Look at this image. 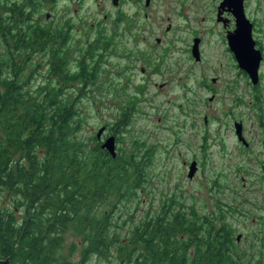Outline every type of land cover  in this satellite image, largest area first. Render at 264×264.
<instances>
[{
	"label": "trees",
	"instance_id": "trees-1",
	"mask_svg": "<svg viewBox=\"0 0 264 264\" xmlns=\"http://www.w3.org/2000/svg\"><path fill=\"white\" fill-rule=\"evenodd\" d=\"M57 2L0 0V260L264 264L262 249L256 259L237 242L236 204L218 196L203 208L177 191L154 204L158 144L124 143L134 104L107 125L122 142L116 155L97 134L82 135L81 100L105 88L111 36H86L74 60L75 26L44 13ZM42 70L47 78L35 85Z\"/></svg>",
	"mask_w": 264,
	"mask_h": 264
},
{
	"label": "rangeland",
	"instance_id": "rangeland-1",
	"mask_svg": "<svg viewBox=\"0 0 264 264\" xmlns=\"http://www.w3.org/2000/svg\"><path fill=\"white\" fill-rule=\"evenodd\" d=\"M112 1L58 0L56 7L50 8L48 5L44 10V13H51L50 18L54 15L58 20L67 19L75 26L71 44L73 59L76 61L79 56L78 45H82L87 37L93 38L99 31L111 36L109 61L99 83H103L105 88L93 90L81 100L80 106L84 108L86 122L82 135H96L102 125L112 126L121 110L134 104L135 113L125 133L124 143L127 145L134 137H143L148 142L158 144L155 168L159 174L152 186L155 188L154 204L156 205L165 194L175 191L183 193L187 203L196 200L203 208H213V204L218 202V196L224 202H232L241 210L234 218L238 233H242L239 242L253 252L256 259L262 249L264 258V225H259L258 220L259 216H264V182L256 176L257 166L253 158L250 159L260 147L256 145L254 151L238 155L233 152L234 139L230 131L224 130V138L227 136L228 141L225 151L221 154L215 152L211 144L203 148L201 145L204 127H201V123H197L193 135L187 138L181 136V146L176 141L178 105H186L183 89L176 81L186 80L185 75L191 73L192 64L186 50L187 36L193 26L214 24L216 0H151L148 5L146 0H119L118 4ZM121 11L127 16H123ZM201 16H205V20H201ZM89 25H92L94 30H90ZM167 27H170L171 32L165 34ZM157 37L161 38V42L157 41ZM141 67H147V74L141 71ZM42 72L33 79L35 85L47 78L46 72ZM110 76L114 79L112 89L110 83L108 84ZM164 81H169L168 85L159 89L157 84ZM240 83L235 90V93L243 97L240 98L243 102L240 106L236 104L235 94L225 88L223 92L221 83L218 86L220 90L217 92V98L210 105L204 104L209 94L198 90L195 100L198 118L201 117L200 109H213L210 113H214L216 109H236L246 118V125L253 130L250 135L256 140V129L251 125L256 119L253 109L249 106L253 91L245 82ZM262 95L264 109V85ZM223 114L224 112H221V115ZM216 125L217 121L213 120L207 126L211 135L219 124ZM109 130L110 128L106 130V135L111 132ZM119 142L116 146L122 144ZM179 151L187 155L197 153L201 158V168L191 179L188 177V168L183 166L178 156ZM238 165L242 170L236 175L234 170ZM220 170L226 171L228 175V188L222 193L212 191V183L219 178L217 173ZM147 198L149 200L151 196ZM146 205H149L148 202ZM76 259L77 256L72 264H76ZM88 264L114 262L94 257Z\"/></svg>",
	"mask_w": 264,
	"mask_h": 264
},
{
	"label": "flooded vegetation",
	"instance_id": "flooded-vegetation-1",
	"mask_svg": "<svg viewBox=\"0 0 264 264\" xmlns=\"http://www.w3.org/2000/svg\"><path fill=\"white\" fill-rule=\"evenodd\" d=\"M151 1V0H150ZM224 0H216L215 11L213 14V25L193 26L187 36V54L189 56L190 74H187L186 80L177 79L183 95L185 97L186 105L180 103L178 105V121H177V139L178 145L181 146V136L187 138L193 135L197 123H201L204 127L202 138V147H207L208 144L213 145V151L220 152L226 150L228 143L227 136L224 138V130L230 131L234 150L238 155H243L247 151H254V147L258 145L260 148L255 151L253 158L255 166H257V177L261 182H264V109L263 104V85H264V0H241L242 9L244 12L245 23L242 26L237 25V18L234 12V7L229 4H223ZM150 3V2H149ZM146 5H148L146 3ZM147 16V13H146ZM205 16H201V20H205ZM167 27L168 34L171 32ZM167 40L166 37H163ZM161 42V38H156ZM248 50L253 55V64L257 63V77L256 82L252 81V77L248 74V70L243 68L238 61V50ZM141 71L147 74V67H141ZM182 78V77H181ZM245 82L246 86L251 87L253 97L249 106L253 109L255 121L251 124L253 129H256L257 139L253 140L250 132L253 130L248 128L246 118L238 113L236 109H216L214 113H210L213 109H200L201 114L198 118V108L196 105V95L198 90L208 95V100L204 104H211L217 98L219 92V84L236 95V104L240 106V98L242 95L235 93L237 86ZM169 81H164L162 84H157L159 89L165 88ZM226 85V86H225ZM221 112H224L221 115ZM210 113V114H209ZM216 120L218 127L214 129L212 135L208 131L210 121ZM216 125V126H217ZM106 130H108L107 125ZM101 126V127H102ZM102 134L99 141L102 143L108 136H115V143L117 142V135L114 132ZM253 134V132L251 133ZM242 136L243 139L240 137ZM100 143V144H101ZM117 145V143H116ZM178 156L186 168H190L193 162L201 168V158L197 153L183 154L182 151L177 152ZM242 167L237 166L234 173L237 175L241 173ZM195 173V175H196ZM219 178H216L212 183V191L220 193L228 188V175L226 171L220 170ZM194 175V176H195ZM193 176V177H194ZM217 176V175H216ZM190 179V178H189ZM264 206V205H263ZM259 225H264V216L258 218ZM242 238V237H241ZM241 239H238L239 242Z\"/></svg>",
	"mask_w": 264,
	"mask_h": 264
},
{
	"label": "water",
	"instance_id": "water-1",
	"mask_svg": "<svg viewBox=\"0 0 264 264\" xmlns=\"http://www.w3.org/2000/svg\"><path fill=\"white\" fill-rule=\"evenodd\" d=\"M225 2L223 4H229L230 6L234 7V12L236 14V18H237V25L238 26H242L245 22L244 19V12L242 9V4H241V0H224ZM114 4H118L119 0H113L112 1ZM150 0H146V3L149 4ZM49 14L46 16L48 17ZM253 59V55L248 51V50H238V61L240 62V65L245 68L246 70H248V74L251 75L252 77V81L256 82V77H257V63L253 64L252 60ZM104 130H106V126H102L99 128V130L97 131V137L100 139L102 137V134L105 132ZM241 139L242 136L240 137ZM102 148L107 149L112 156L116 155V143H115V136L114 135H110L108 136L102 143H101ZM198 169V166H196V163L193 162L192 165H190L189 168V172H188V177L191 179L193 178V176L195 175L196 171ZM242 237V233H239L237 238L241 239ZM11 261L9 258H2L0 260V264H10Z\"/></svg>",
	"mask_w": 264,
	"mask_h": 264
}]
</instances>
